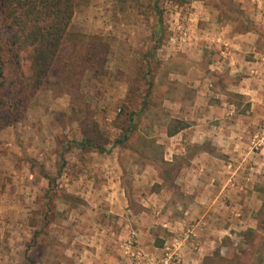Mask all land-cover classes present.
<instances>
[{
	"label": "rangeland",
	"instance_id": "374dc122",
	"mask_svg": "<svg viewBox=\"0 0 264 264\" xmlns=\"http://www.w3.org/2000/svg\"><path fill=\"white\" fill-rule=\"evenodd\" d=\"M193 1L74 0L58 60L16 110L17 120L9 116L8 92L23 90L17 81L28 76L31 51H19L16 67L4 43L0 264H170V251L177 264H264V177L247 181L257 208L225 210L240 198L229 195L215 212L218 223L232 224L234 212L246 227L232 236L212 234L217 243L199 253L200 212L191 211L194 184L187 176L191 157L213 146L170 138L180 125L170 100L194 90V82L187 87L176 76L183 65L191 80L198 68L205 74L206 91L212 77L216 91L223 79L211 76L214 45L197 34L207 21L191 19ZM219 1L213 6L231 11L222 14L237 27H253L233 1ZM6 24L0 14L3 40ZM260 29L264 50V23ZM233 102L244 108V99ZM263 125L264 114L256 116L252 151L264 145ZM84 137L93 146L84 148ZM187 228L193 230L188 240Z\"/></svg>",
	"mask_w": 264,
	"mask_h": 264
},
{
	"label": "crops",
	"instance_id": "0c3cea01",
	"mask_svg": "<svg viewBox=\"0 0 264 264\" xmlns=\"http://www.w3.org/2000/svg\"><path fill=\"white\" fill-rule=\"evenodd\" d=\"M228 1H233L244 11L253 27H237L231 18L222 14L226 8L224 5L213 6V3L220 5L219 0H195V10H189L191 19L207 21L197 34L214 45V54L208 66L215 71L211 76L221 75L223 80L218 82L220 89H214L216 82L212 77L209 82L212 89L204 90L205 74L198 68V75L191 80L188 73H184L183 65L176 76L182 77L180 80L187 87L194 82V90L191 94L180 93L170 100V107H175L177 113L176 120L180 121V125L169 133L170 138L188 137L190 142L206 141L213 146L211 151L204 149L191 157L189 171L193 172H189L187 176V179L192 178L190 184H194L191 211L200 212V219L195 224L196 241L202 245L200 254L204 249L205 253L211 251L217 243L216 236L212 237V234L232 236L234 229L246 227L247 222L238 220L234 212L230 214L232 224L218 223L213 219L217 217L215 212L220 211L222 201L227 203L226 197L229 195L240 198H234L233 206L227 203L229 205L224 207L225 210L232 211L242 207L249 212L255 205L257 208V192L251 185L253 182L247 181L264 177V145L257 148L259 152L252 151V145L255 144L252 132L255 119L264 114V81H259L260 75L264 73V50L260 42L263 34L260 28L264 23V0ZM224 11L228 13L229 10ZM193 51L199 52V47L195 46ZM187 57L186 61L189 63L190 57ZM201 59L200 57L198 61ZM192 64L201 68L198 62ZM239 98L244 99L243 109L233 102ZM226 181L232 182L229 190L225 188ZM190 184L186 183V186ZM188 213L189 211L185 212L186 215ZM183 264L189 262L184 261Z\"/></svg>",
	"mask_w": 264,
	"mask_h": 264
},
{
	"label": "trees",
	"instance_id": "16d2710c",
	"mask_svg": "<svg viewBox=\"0 0 264 264\" xmlns=\"http://www.w3.org/2000/svg\"><path fill=\"white\" fill-rule=\"evenodd\" d=\"M74 0H0V14L8 21L7 37L3 40L0 36V79H3V54L4 43L15 66L19 65V51L28 47L29 71L23 82L17 81L23 86V90L8 92V101L11 109L9 116L17 120L20 116L16 110L27 104L42 86L51 68L58 60V52L63 41L64 34L69 26L74 12ZM4 82V79H3ZM3 82L0 85H3ZM27 83V84H26ZM28 85V87H27ZM27 87V88H26ZM20 92L24 94L20 95ZM3 96L0 93V110H3ZM14 123V122H13ZM126 137L116 140L120 144ZM83 147L93 146L88 137L83 139ZM104 149V148H100Z\"/></svg>",
	"mask_w": 264,
	"mask_h": 264
},
{
	"label": "built area",
	"instance_id": "2783aa9c",
	"mask_svg": "<svg viewBox=\"0 0 264 264\" xmlns=\"http://www.w3.org/2000/svg\"><path fill=\"white\" fill-rule=\"evenodd\" d=\"M262 131L264 132V125L262 127ZM262 141V140H261ZM258 145H261L263 142H257ZM185 235V239L188 240L189 238H191V236L193 235V230L192 228H187L186 231L184 232ZM166 261H168L170 264H177V257L175 256V252H166Z\"/></svg>",
	"mask_w": 264,
	"mask_h": 264
}]
</instances>
